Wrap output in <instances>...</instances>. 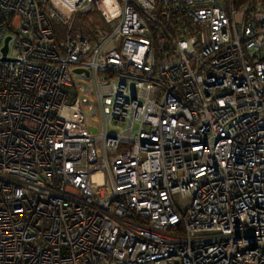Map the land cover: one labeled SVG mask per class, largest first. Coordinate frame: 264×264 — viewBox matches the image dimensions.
Masks as SVG:
<instances>
[{"label": "built area", "instance_id": "built-area-1", "mask_svg": "<svg viewBox=\"0 0 264 264\" xmlns=\"http://www.w3.org/2000/svg\"><path fill=\"white\" fill-rule=\"evenodd\" d=\"M160 1L195 27L161 61L158 0H0V264H264V0Z\"/></svg>", "mask_w": 264, "mask_h": 264}, {"label": "trees", "instance_id": "trees-1", "mask_svg": "<svg viewBox=\"0 0 264 264\" xmlns=\"http://www.w3.org/2000/svg\"><path fill=\"white\" fill-rule=\"evenodd\" d=\"M158 18L161 20L163 27L151 29V35L159 40L156 41L158 46V58L159 61L168 56L169 52L173 50V44L176 40L181 39L189 35L191 31L195 28L192 20L189 18L187 8H181L180 10H175L172 6L165 5L158 0L156 5V11ZM13 19V14H5L0 12V26L4 23L11 26V21ZM102 20L96 19L92 22V27H96L98 24H102ZM52 28L55 36L61 37L64 31H67L66 24L63 21L53 20ZM105 26V24H104ZM11 29H15L11 27ZM66 29V30H65ZM89 29L88 31H90ZM86 32V31H85ZM176 231V228H175ZM178 233L183 232L181 226L178 227Z\"/></svg>", "mask_w": 264, "mask_h": 264}, {"label": "rangeland", "instance_id": "rangeland-1", "mask_svg": "<svg viewBox=\"0 0 264 264\" xmlns=\"http://www.w3.org/2000/svg\"><path fill=\"white\" fill-rule=\"evenodd\" d=\"M248 0H239L236 5L237 6H242V3H245ZM245 6V4H244ZM74 20V28L77 31H80L87 37H90L93 42H110L112 40H115L113 31L115 27L117 26L119 22V18L113 19V20H108L104 14H102L99 10L94 9L90 12L84 13V12H77L76 14L73 15ZM96 19L102 20V24L96 25V27H92V22L95 21ZM60 21V19H56ZM55 20V21H56ZM105 24V26H104ZM91 29L90 31H88ZM156 29V28H154ZM159 29V28H158ZM66 30V29H65ZM86 31V32H85ZM67 31H64L63 35L61 37H57L58 42L64 41L66 38ZM155 40H159L155 38ZM158 46L157 47V53H158ZM158 56V55H157ZM161 56L158 58L160 59ZM103 72L100 71L99 75H101ZM82 81L87 82V86L89 88H92L94 85L93 80L91 79H85V77H82L79 74L73 73V82H74V88L77 89L79 84H81ZM84 96H90L89 93H85ZM86 123L88 128L90 129L91 133L94 135L100 134L102 130V121H101V113L99 109L96 107L93 110H89L87 112V118H86Z\"/></svg>", "mask_w": 264, "mask_h": 264}, {"label": "water", "instance_id": "water-1", "mask_svg": "<svg viewBox=\"0 0 264 264\" xmlns=\"http://www.w3.org/2000/svg\"><path fill=\"white\" fill-rule=\"evenodd\" d=\"M9 40H10V37H7L6 41H5V46L3 48V52L4 53H7V51H8V42H9ZM82 71H83V69H81V68H76L75 69V72H77V73H81ZM86 73L88 74V71Z\"/></svg>", "mask_w": 264, "mask_h": 264}, {"label": "bare ground", "instance_id": "bare-ground-1", "mask_svg": "<svg viewBox=\"0 0 264 264\" xmlns=\"http://www.w3.org/2000/svg\"><path fill=\"white\" fill-rule=\"evenodd\" d=\"M109 8H110L111 11L113 12V11L115 10L116 7L114 8V7H112V6L109 5Z\"/></svg>", "mask_w": 264, "mask_h": 264}]
</instances>
